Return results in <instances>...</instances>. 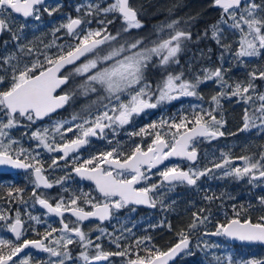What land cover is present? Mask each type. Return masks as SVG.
Segmentation results:
<instances>
[{
    "label": "snow or ice",
    "instance_id": "6c2138e0",
    "mask_svg": "<svg viewBox=\"0 0 264 264\" xmlns=\"http://www.w3.org/2000/svg\"><path fill=\"white\" fill-rule=\"evenodd\" d=\"M211 6L220 10V19L203 35L208 37L210 33L221 49V63L194 70L192 64L187 69L180 66V54L192 41V33L180 27L181 20L162 21L154 28V37L133 36L132 30L144 25L130 0H86L77 5L78 15L67 16L53 30L51 42L41 41L42 49L32 46L31 41L22 42L27 39L23 35L29 27L27 21H39L41 13L52 16L61 5L49 6L46 0H0V34L10 33L15 49L9 51V42L5 41L4 51L0 52V167L23 170L32 185L28 199L25 188L14 184H9L6 195L0 196L9 206L16 205L14 215L12 207L0 205V226L14 236L0 237V264H33L34 257L27 249L47 253V259L37 264H112L110 257H121L122 264H170L179 254H192L191 235L201 225L211 223L210 209L193 212L187 229H181L177 242L166 250L152 244L151 237L124 244L122 241L129 239L124 233H131V229L121 227L109 233L100 225L118 219L120 210L129 206L155 208L158 202L163 206L159 199L162 189L171 192L178 185L198 187V181L214 170H219L221 178L264 186V146L258 155L233 157L222 152L221 160L213 161L211 167H197L198 144L225 135L221 130L224 121L217 116L222 99L236 98L237 103L245 105L240 132L255 129L258 135L264 133V91L257 84L264 81V65L253 67L243 79L235 81L227 75L231 65L225 67L227 57L245 68L253 58H264V0H212ZM18 18L25 23L15 31ZM117 20L120 28L113 32L109 26ZM93 23L97 27L93 28ZM225 33L233 38L228 40ZM173 66H180L179 71L172 70ZM149 67L161 72L155 83L147 78ZM207 81L218 88L208 108L193 106L190 112L161 118L128 133L130 137H141V142H134L127 151L119 141L109 139V132L115 136L146 110L182 97L203 100L198 88ZM77 97L88 98V103L70 118L37 126L45 118L51 120L53 113L74 103ZM20 128L25 129L21 138L14 137L13 131ZM24 136L35 141V147L25 148L21 142ZM92 138L105 140L109 147L81 159L80 149ZM146 138L150 142L145 144ZM39 149L56 154L50 156L47 169ZM172 159L187 161L188 166L166 164ZM61 161L64 168L71 165V172L50 180L46 173L61 168ZM73 173L91 182L89 191L64 186ZM57 185L61 192L55 197L39 191ZM203 199L211 204L221 197L206 192ZM30 201L33 207L39 205L45 210L43 217L28 211ZM257 201L264 210V195ZM253 207L251 203L233 205V215L225 213V222L217 221L215 230L203 232L198 240L222 236L229 241L264 244V215L253 219L248 214ZM22 208L27 220L22 217ZM44 217L58 218L59 227ZM93 220L100 223L86 232L84 222ZM35 225L44 226V231H37ZM29 229L39 238L28 239ZM92 232L99 234L93 238ZM104 237L116 251L104 250ZM73 245L81 249L76 257ZM196 246L201 245L198 242ZM220 247L219 243L204 240L202 250ZM213 259L215 264H264V258L237 257L231 251L213 253Z\"/></svg>",
    "mask_w": 264,
    "mask_h": 264
},
{
    "label": "flooded vegetation",
    "instance_id": "af4514ba",
    "mask_svg": "<svg viewBox=\"0 0 264 264\" xmlns=\"http://www.w3.org/2000/svg\"><path fill=\"white\" fill-rule=\"evenodd\" d=\"M86 0H46V4L49 6H55L57 3L61 5V8L58 12L54 13L52 16H49L47 13H41V19L39 21H36L32 18H29L27 23L29 25L28 28L24 30L23 35L27 37L26 40H23V43H28L29 41L32 42V46L39 47L42 49L43 45L41 44V41L44 43L51 42L53 37V30L61 23L65 22V19L67 16H73L75 17L77 14L76 7L79 4L85 3ZM132 5L138 10L139 19L143 23L144 27L142 29H134L132 30V35L139 37V36H152L154 37V28L159 25L162 21H167L171 19H179L181 20L180 26H183L184 28H187L189 30V10H188V4L187 3H180L182 5L181 8L180 4L176 6L174 9L168 2L159 1V0H130ZM211 3H208L207 6L204 7V12L200 14L201 19L200 21L202 23L207 24H214L220 19V10L218 8L212 7ZM205 5V4H202ZM171 9V11H169ZM25 23L23 18H18L15 23V31L19 30L20 24ZM93 28L97 27L95 23L91 25ZM110 30L115 32L117 29L120 28V21L117 20L115 23L109 26ZM208 29V28H207ZM204 32H202L201 36L199 38V42L197 43V46L200 50L198 51H188L185 53V55L180 54V66H183L185 69H187L189 64H192L193 69L195 68H202V67H214L221 63L219 56L221 49L219 46L210 38V33L208 37H204ZM62 35V33L58 34ZM229 40V37H227ZM8 41V50L9 51H15V49L12 47V41H11V34L4 32L0 34V52L4 51V42ZM58 43L63 41H57ZM227 42V41H225ZM192 47H196L193 45ZM209 49L211 51L209 52ZM55 51V49H53ZM190 52V53H189ZM195 54V55H193ZM227 55V54H226ZM228 62L225 63V67L228 68L231 65V69L228 72V78L231 81L238 80L236 70L239 68L242 70V66L238 67L235 65V62L231 60V57H227ZM259 62L257 63V65ZM180 66H173L172 70L179 71ZM247 72V71H246ZM242 73V72H241ZM147 78L155 83L161 75V72L157 68L149 67L147 73ZM242 79V78H240ZM218 91L217 86L212 81H207L204 84H201L198 88V93L203 97V100L197 99V97H182L179 100L172 101L171 103L164 104L156 109H149L146 110L145 113L141 114L138 117H134L133 122L130 125H126L123 129L118 130V134L115 136L112 135L111 132H109L108 137L109 139H112L115 143L116 141H119L124 149L127 151L130 149V147L133 145V143H140L141 137L139 136H133L130 137L128 133H131L133 131H139L141 127H144L145 125L152 123L154 121H159L161 118L167 119L174 114H180V113H187L190 112L193 108V106L203 105L205 108H208L210 97L212 95H215ZM94 98V97H93ZM88 103V98L85 97H77L74 101V103L70 104V108H72V111L68 109V106H66L64 109H61L60 111L52 114L51 120L48 118H45L44 121L38 122L37 126H44V125H50L52 120L57 119H64V118H70L71 114L74 111H79L82 106ZM244 107L245 105L242 103H237L236 98L231 99H222L221 100V107L217 110V116L218 118L225 119V117H240V120L243 123V115H244ZM224 121V120H223ZM25 131V129H24ZM23 131V132H24ZM15 134H22L17 133L13 131ZM30 134V133H29ZM71 136V134H69ZM219 139V138H217ZM216 139V140H217ZM216 140L207 141L203 140L201 141L198 146V163L197 167L204 168V167H211L212 165L205 166L206 161V152H210L211 150H208L209 148L213 149L215 146ZM150 138H146L144 143H149ZM35 147V146H34ZM107 147V142L105 140H99L96 138L91 139V143L88 145H85L80 149V157L81 159L88 158L90 155L96 154L98 151L105 150ZM41 152L42 159L44 161V167L47 169L48 165L51 163L50 156L56 155V154H49L43 149H39ZM243 156V155H241ZM236 157V156H233ZM216 160V159H215ZM214 161V160H213ZM211 162V161H210ZM217 162V161H215ZM219 162V161H218ZM63 161H61V168L56 169L53 172L46 173L49 175L50 180H55L61 176H64L66 172H71V165L68 168L63 167ZM166 164H180L181 167H187L188 162L187 161H181L178 159H172L170 161H167ZM25 175L24 177L29 178L28 174L25 172L20 173H9L4 174L0 173V180L6 181V182H12L15 180V178ZM212 177V176H211ZM211 177H202L200 181H198V187H190L186 185H178L173 191L169 192L166 188L162 189L163 195L159 197L160 200L164 203H169V206L167 208L170 209V206L172 205L169 213L170 217L169 219L173 221L172 219V208L174 202H189L195 198H198L200 196H203L205 194V180ZM158 179V177L153 178ZM219 179H224L219 177ZM230 186L232 192L237 190L238 187V181H236L233 178H230ZM243 185H245L247 188L254 190L255 188L264 186H258V187H252L249 184H246L243 181H240ZM65 187H68L70 190H80L87 192L92 187L91 182L80 180L79 177L75 176L73 173L71 175V178L68 179L65 182ZM39 191L46 193L50 197H55L58 193L61 192V188L59 185L51 188V189H40ZM192 191V192H191ZM231 195H234L231 193ZM26 198V197H25ZM171 203V204H170ZM9 206V205H8ZM38 206V205H37ZM13 209V215H14V209L16 207L15 204L9 206ZM39 207V206H38ZM135 208V211H132V208ZM40 208V207H39ZM41 209V208H40ZM42 210V209H41ZM155 210L158 212L159 215H162L164 212V207L158 202L157 206L155 208L149 209L144 206H129L128 208L120 210V212L117 214L118 218L124 217L126 214L130 213L133 214V216H136L141 213H147L146 211H153ZM29 211V207H28ZM44 211V210H43ZM23 212V211H21ZM25 213H22V217L26 220L24 217ZM261 214H264V211L261 212ZM41 216V213H40ZM55 219V221H58V218L52 217ZM116 218L112 219L111 221H105L103 224H101V227H104L107 229L109 233L113 232L114 229H116ZM58 223V222H57ZM99 221H91V222H84L83 228L84 230H89L90 228H94L97 224H99ZM59 225V224H58ZM38 230V229H37ZM39 231L41 232V225H39ZM27 251H33V250H27Z\"/></svg>",
    "mask_w": 264,
    "mask_h": 264
},
{
    "label": "trees",
    "instance_id": "16d2710c",
    "mask_svg": "<svg viewBox=\"0 0 264 264\" xmlns=\"http://www.w3.org/2000/svg\"><path fill=\"white\" fill-rule=\"evenodd\" d=\"M168 2L172 8H175L180 3H184L186 0H159ZM192 3L188 9L189 11V31L192 33V40L196 43L199 42L197 39L198 36H201L202 32L208 28L206 22L202 23L201 19V11L198 7L197 0H190ZM226 37H229L231 40L233 37L225 33ZM193 42V41H192ZM191 42V43H192ZM258 65H264V58L257 59L253 58L252 62L247 66V68L242 66V70L239 68L236 70L238 80L240 78H244L246 71H250L253 67ZM240 67V66H238ZM231 69V67H230ZM230 71V70H229ZM242 72V73H241ZM68 109L72 111L70 105H68ZM224 120V127L221 129L225 135L219 137V139L215 142V147L210 152H206V161L205 166L212 165L214 161L221 160V153L226 152L230 153L232 156H241V155H254L257 154L262 150V146H264V133L257 134L256 130H252L251 132H240L239 129L242 126V121L240 117H225ZM234 134V135H233ZM25 148L34 147L35 144L33 142H26ZM216 159V160H215ZM211 161V162H210ZM25 175H21L12 182H6L0 180V196L6 195L8 191V185L14 184L17 187H24L25 188V199H28L31 193L32 185L29 183V178L24 177ZM230 179V178H229ZM229 179H219V176H212L205 180V193L207 192L209 195L214 194L215 196L221 197V199L215 200L213 203L209 204L206 200L203 199V196L195 198L189 202H174L172 208V219H169V211L170 209L167 208L169 203H164V212L162 215H159L158 212L155 210L153 211H146L147 213H141L136 216L133 214H126L122 218H116V229H120L121 227L131 229V233L125 232L124 235L128 236V240L122 241V243L127 244L131 240L136 238H143V237H151V243L154 244L156 247H159L163 250H166L172 244L177 242L178 237L177 233L181 229H187L188 225L191 223L193 219V212L199 211L201 208H208L212 212V220L211 223L206 225H201L200 228L193 232L191 235L192 240V254H182L180 255L172 264H209L208 261L210 259L207 258L203 249L202 241L206 240L207 237H203L202 240H198L201 237L202 233L205 231H214V225L219 222H225L226 217L225 213H227L228 217L233 215L232 206L236 205L237 207L241 205L247 206L251 203L254 207L253 209L249 210V215L256 219L257 217L261 216V210L257 197L264 195V188L259 187L255 188L254 190L247 188L241 182L238 183L237 190L232 192L230 186ZM192 192V191H191ZM234 194V195H231ZM232 197V198H230ZM171 204V203H170ZM0 205H2L5 209H8V204L4 203L3 200H0ZM29 211L32 215H37L43 217L44 211L41 210L37 205L33 207L31 205V201L29 202ZM21 211L24 212L22 208ZM22 212V213H23ZM25 215V214H24ZM264 215V214H263ZM27 220V216H24ZM49 220L50 223H53V226L59 227L58 223L52 217H44ZM169 225H171V229H169ZM39 231V225H35ZM44 231V226L41 225V233ZM40 232V231H39ZM0 233L4 234V238L13 239L7 232L5 228L0 226ZM28 239H38L39 237L36 236L30 229L27 232ZM219 244L228 247V249L237 257L244 256V257H251L255 256L257 258H264V248L259 245H249V246H241L232 243L231 241L227 240L225 237L218 236ZM207 241V240H206ZM200 243V248H197V243ZM210 243V242H209ZM102 245L104 250L106 251H116L115 245L109 243V239L104 237L102 240ZM72 253L78 250L77 245L71 246ZM209 250V249H208ZM112 264H122L121 257H110ZM35 260H33L34 262ZM105 264H108L106 262Z\"/></svg>",
    "mask_w": 264,
    "mask_h": 264
},
{
    "label": "rangeland",
    "instance_id": "374dc122",
    "mask_svg": "<svg viewBox=\"0 0 264 264\" xmlns=\"http://www.w3.org/2000/svg\"><path fill=\"white\" fill-rule=\"evenodd\" d=\"M194 1H196V0H194ZM212 2V0H197V3L196 4H198V7L199 8H201L200 9V11L202 12V14H203V12H204V7L203 6H207V4L208 3H211ZM184 3H187L188 4V7L192 4L191 2H190V0H186ZM202 4H205V5H202ZM182 7V5L180 4V7L179 8H181ZM208 7V6H207ZM190 9V8H189ZM188 9V10H189ZM190 11V10H189ZM209 26H210V24L208 25V29H209ZM181 28H184L183 26H180ZM193 41V42H192ZM192 41H190V42H188V44H187V48H186V50L185 51H183V53H182V55H185V53L187 52V50L188 51H198V50H200L198 47L199 46H197V43L194 41V40H192ZM192 42V43H191ZM193 45H195L196 47H192ZM189 52V53H190ZM193 55H195V54H193ZM200 68H195L194 70H199ZM257 84L260 86L259 87V90L260 91H264V81H257ZM229 100V99H228ZM242 127V126H241ZM253 130H255V129H253ZM15 132H17V133H21V132H23L24 131V128H20V129H16V130H14ZM13 135H14V137H16V138H21V135L22 134H15L14 132H13ZM21 142H22V144H23V146L25 147V143L26 142H33L34 144L36 143L35 141H32V140H29L28 139V137L27 136H24L23 138H22V140H21ZM237 163H241V162H239V161H237ZM211 176H219L220 177V172H219V170H214V172H213V174H210L209 176H207V177H211ZM229 178H231V177H228V178H224V179H229ZM241 181H243V182H245L246 184H247V182H246V180H241ZM240 182V181H239ZM87 231H89V230H86V232ZM8 232V231H7ZM99 233H97V232H92V236H93V238H95V236L96 235H98ZM4 236V234H2V233H0V237H3ZM4 238V237H3ZM208 242H210V243H219V240H218V236H208L207 237V239H206ZM202 244H203V241H202ZM79 248V247H78ZM81 251V249L79 248L78 250H76V252H74L73 253V257H76V256H78V254H79V252ZM230 250L228 249V247H224V246H222L221 245V247L220 248H212V249H207L206 251H204L205 252V254L207 255V258L208 259H210L209 261H208V263L209 264H215V261H214V259H213V253H215L216 255H224V254H226L227 252H229ZM28 252H31L32 253V255H33V257H34V259L33 260H35L34 262H33V264H37V262L39 261V260H44V259H47V253H43V252H36V251H28ZM122 262V261H121ZM77 264H80V262H77Z\"/></svg>",
    "mask_w": 264,
    "mask_h": 264
},
{
    "label": "water",
    "instance_id": "95a60500",
    "mask_svg": "<svg viewBox=\"0 0 264 264\" xmlns=\"http://www.w3.org/2000/svg\"><path fill=\"white\" fill-rule=\"evenodd\" d=\"M60 111V110H58ZM54 114V113H53ZM20 172H24L23 170H15V169H9L7 167H0V173H4V174H9V173H20ZM39 206V205H38ZM139 206H144V207H147L149 209H152V207H149L147 205H139ZM40 207V206H39ZM41 208V207H40ZM42 209V208H41ZM44 210V209H42ZM45 211V210H44ZM87 222V221H86ZM10 236L14 239V236L13 234H11L9 232ZM233 243L237 244V245H242V246H249V245H260L261 247L264 248V244H259V243H254V244H247V243H242V242H239V241H232ZM29 250V249H27ZM183 254V253H182ZM182 254H179L176 258H174L173 261H170V264H172L180 255ZM105 262H103L104 264Z\"/></svg>",
    "mask_w": 264,
    "mask_h": 264
}]
</instances>
